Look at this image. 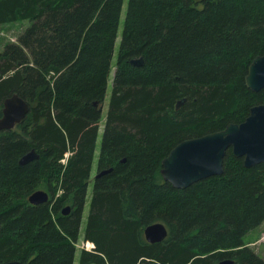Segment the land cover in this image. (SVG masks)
<instances>
[{"label": "trees", "instance_id": "obj_1", "mask_svg": "<svg viewBox=\"0 0 264 264\" xmlns=\"http://www.w3.org/2000/svg\"><path fill=\"white\" fill-rule=\"evenodd\" d=\"M122 3L0 0V26L29 22L0 52V117L14 94L28 104L0 131V262L74 264ZM262 55L264 0H128L97 158L109 171L93 179L94 249L78 264H264L244 242L264 222V163L245 168L229 149L221 175L185 189L160 174L181 141L264 105L244 81ZM38 190L48 202L31 205ZM157 222L167 236L147 243Z\"/></svg>", "mask_w": 264, "mask_h": 264}, {"label": "water", "instance_id": "obj_2", "mask_svg": "<svg viewBox=\"0 0 264 264\" xmlns=\"http://www.w3.org/2000/svg\"><path fill=\"white\" fill-rule=\"evenodd\" d=\"M131 65H142V59H133ZM246 87L252 92L264 88V55L253 59L244 78ZM182 102H178L179 107ZM96 106V103H94ZM28 112V104L14 94L3 101L0 117V131L12 130L19 124ZM231 150L235 158H242L245 168L264 163V105L250 108L248 117L240 124H228L223 130L203 136L186 139L178 143L161 161L160 174L165 182L175 189H185L190 185L223 173V159L227 150ZM34 150L25 154L19 161L25 165L37 160ZM109 171V170H108ZM108 171L97 173L94 178ZM48 194L43 190L32 193L28 202L39 205L48 202ZM70 207L62 209V215H67ZM144 239L154 244L163 241L167 229L162 223H153L143 229ZM0 264H21L18 261L0 262ZM26 264V263H24ZM218 264H234L226 259Z\"/></svg>", "mask_w": 264, "mask_h": 264}, {"label": "rangeland", "instance_id": "obj_3", "mask_svg": "<svg viewBox=\"0 0 264 264\" xmlns=\"http://www.w3.org/2000/svg\"><path fill=\"white\" fill-rule=\"evenodd\" d=\"M127 3H128V0H123L122 7H121L117 38H116L115 45H114L112 68H111V72H110L108 82H107L105 99L102 105L101 120L99 122V129L97 133V140H96L95 152H94L93 163H92V168H91V173H90V179H89V183H88L87 191H86V201L83 207L82 219L80 222L79 237H78V241L75 244L76 252H75V257H74V264H78L79 255L82 250L88 251L86 250L88 249L86 248L87 243L91 244L90 242L83 240V231L85 228L86 218H87V214L89 211V202L91 198L93 179L97 173L98 152H99V147H100L102 135H103V125H104L105 116H106V112L108 108V99H109V95L111 92L114 65H115L116 57L118 53V47H119V42H120V37H121V32H122V26H123L125 14H126ZM28 26H29V22L26 20L1 25L0 26V52L3 50L4 46L7 43L16 42L17 37ZM244 242L259 257H261L264 260V222L261 226L249 232L244 237Z\"/></svg>", "mask_w": 264, "mask_h": 264}, {"label": "built area", "instance_id": "obj_4", "mask_svg": "<svg viewBox=\"0 0 264 264\" xmlns=\"http://www.w3.org/2000/svg\"><path fill=\"white\" fill-rule=\"evenodd\" d=\"M67 156V155H66ZM66 159V158H65ZM65 159L64 160H62V163H65ZM93 248V246L92 245H89V250H91Z\"/></svg>", "mask_w": 264, "mask_h": 264}]
</instances>
